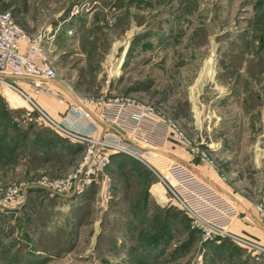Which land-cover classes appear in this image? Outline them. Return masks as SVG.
Instances as JSON below:
<instances>
[{"label":"rangeland","instance_id":"374dc122","mask_svg":"<svg viewBox=\"0 0 264 264\" xmlns=\"http://www.w3.org/2000/svg\"><path fill=\"white\" fill-rule=\"evenodd\" d=\"M0 11L11 12L31 38L45 35L58 73V97L51 98L68 105L64 115L74 101L130 96L156 106L191 143L154 151L162 158L159 176L118 155L104 183L79 195L23 191L19 211L0 209V264H88L95 255L96 264H264V253L248 244L206 240L164 173L169 161L195 164L240 201L230 234L264 246L239 232L264 206V0H0ZM31 107L0 88L2 192L65 179L83 160L87 143L40 122L37 111L29 115ZM77 196L86 203H72ZM81 211L91 229L84 239L96 253L72 251L71 216Z\"/></svg>","mask_w":264,"mask_h":264},{"label":"built area","instance_id":"2783aa9c","mask_svg":"<svg viewBox=\"0 0 264 264\" xmlns=\"http://www.w3.org/2000/svg\"><path fill=\"white\" fill-rule=\"evenodd\" d=\"M45 40L42 34L31 38L17 24L11 12L0 11V88L13 91L30 103L33 108L28 114L37 111L40 122L48 121L59 131L87 143L84 157L77 169L65 179H44L26 187L12 186L6 192L0 191L4 193L0 195V209L19 211L27 201L23 191L41 190L64 198L100 186L104 183L101 177L118 155L134 159L159 176V167L155 164L162 166L159 162L162 158L155 150L171 142L191 145L178 125L156 106L130 96L103 95L74 101L63 122L54 121L34 100L40 95L58 97L55 88L58 73L46 56ZM192 152L202 154L213 166L207 153H199L198 149H192ZM164 168L165 182L173 197L192 218L195 227L204 232L206 240L217 236L229 237L264 253V246L258 242L230 234L241 211L239 205L217 185L179 160L167 162ZM222 178L226 180L224 176ZM106 183L109 192L111 181L106 179ZM255 214L264 226V206H257Z\"/></svg>","mask_w":264,"mask_h":264},{"label":"crops","instance_id":"0c3cea01","mask_svg":"<svg viewBox=\"0 0 264 264\" xmlns=\"http://www.w3.org/2000/svg\"><path fill=\"white\" fill-rule=\"evenodd\" d=\"M29 90V88H28ZM37 100V102L39 103V105L42 107V109H45L46 111H49V112H52V113H55L57 114V118L59 117L62 122H63V118H64V113H65V109L68 107V105H65L67 107H64L65 105H62L60 102H54L52 100H54L53 98H51L50 96L48 95H40L39 97H36L35 98ZM64 110V112H63ZM56 118V116H55ZM78 126V125H77ZM76 126V127H77ZM83 127V126H82ZM105 128V127H104ZM106 130H110L112 131L111 128H105ZM211 146H209V150H210ZM211 151V150H210ZM189 164V163H187ZM198 174H200L201 176L205 177L208 182L211 181V183H214L216 185V182H212L213 179L210 178V176L208 175H205V173H203V171H201L199 169V167L195 166V164H189ZM202 172V173H201ZM219 185V184H218ZM221 186V185H220ZM221 188V187H220ZM154 189L156 190V187H154ZM35 190H31L29 194H32L34 193ZM228 191V190H227ZM229 193V192H228ZM230 194V193H229ZM231 195V194H230ZM232 196V195H231ZM69 197V196H67ZM88 197H84V196H77V197H74V199H72V203H75L77 204V206H80V204L82 203H86V200H87ZM232 200L240 206V201L235 199L233 196H232ZM246 210V209H245ZM21 213V212H20ZM19 213V214H20ZM18 214V215H19ZM84 214V211H81V212H73L72 216H71V221L72 222H76L74 223L75 226L77 227L76 228V232H75V236L77 237V239L75 240L74 244H73V249L72 251L74 252H80V251H87L88 253L89 252H92L91 250L93 249V251L98 252L97 249H95V246H92V245H89L86 243V240L84 239L85 237L88 238V231L91 230L90 228H88L87 224H85L84 222H82L81 220V216ZM256 216V215H255ZM93 222V221H92ZM96 222H93L92 224V231L94 230V235H96L97 233V227H96ZM235 226V225H234ZM247 227H249L251 230L248 229H241L239 230L240 233H243V232H246L248 234H250L251 236L257 238L258 240H260L263 244H264V226L261 224V222L259 221L258 218L255 219V221L252 223V225H248ZM75 231V230H73ZM91 231V232H92ZM90 232V233H91ZM88 245V246H87ZM125 258V257H124ZM80 259H81V256H80ZM100 260V258L95 255V257L91 258V259H88L85 261V263H88V264H96V262ZM79 261V260H78ZM102 261V260H101ZM111 261V260H110Z\"/></svg>","mask_w":264,"mask_h":264},{"label":"bare ground","instance_id":"6f19581e","mask_svg":"<svg viewBox=\"0 0 264 264\" xmlns=\"http://www.w3.org/2000/svg\"><path fill=\"white\" fill-rule=\"evenodd\" d=\"M8 95V94H7ZM204 179L205 180H207L205 177H204ZM208 181V180H207ZM209 182H211V181H209ZM212 182H214V181H212ZM216 185H217V187H219V189H221V191L230 199V200H232V196L228 193V191L224 188V187H222V186H220V185H218V183H216ZM221 187V188H220ZM233 201V200H232ZM234 202V201H233ZM235 203V202H234Z\"/></svg>","mask_w":264,"mask_h":264}]
</instances>
